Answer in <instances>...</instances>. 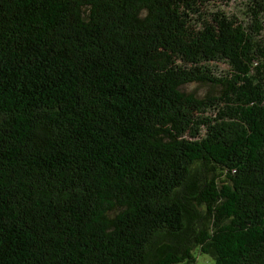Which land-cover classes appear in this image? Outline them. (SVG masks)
Segmentation results:
<instances>
[{
  "label": "trees",
  "instance_id": "trees-1",
  "mask_svg": "<svg viewBox=\"0 0 264 264\" xmlns=\"http://www.w3.org/2000/svg\"><path fill=\"white\" fill-rule=\"evenodd\" d=\"M201 255L264 264V0H0V264Z\"/></svg>",
  "mask_w": 264,
  "mask_h": 264
},
{
  "label": "rangeland",
  "instance_id": "rangeland-1",
  "mask_svg": "<svg viewBox=\"0 0 264 264\" xmlns=\"http://www.w3.org/2000/svg\"><path fill=\"white\" fill-rule=\"evenodd\" d=\"M238 3V1H236ZM237 3L235 2H231L229 3V7H223L225 11L229 12V13H237L238 12V5ZM218 67H221V65H219ZM207 88L205 86H196V90L199 92V93H202L206 90ZM207 257V256H206ZM206 257L205 255H201V256H198L197 260L195 261L194 264H204L205 263V260H206Z\"/></svg>",
  "mask_w": 264,
  "mask_h": 264
}]
</instances>
